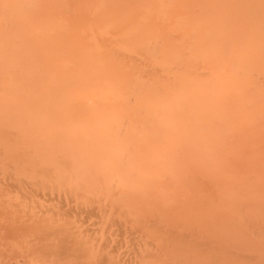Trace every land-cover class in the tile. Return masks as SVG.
<instances>
[{"label":"bare ground","instance_id":"bare-ground-1","mask_svg":"<svg viewBox=\"0 0 264 264\" xmlns=\"http://www.w3.org/2000/svg\"><path fill=\"white\" fill-rule=\"evenodd\" d=\"M0 264H264V0H0Z\"/></svg>","mask_w":264,"mask_h":264}]
</instances>
